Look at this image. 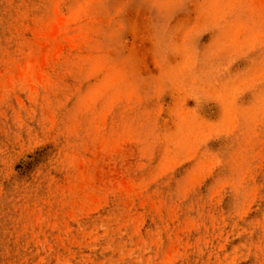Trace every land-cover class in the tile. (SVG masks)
I'll list each match as a JSON object with an SVG mask.
<instances>
[{"label": "rangeland", "instance_id": "rangeland-1", "mask_svg": "<svg viewBox=\"0 0 264 264\" xmlns=\"http://www.w3.org/2000/svg\"><path fill=\"white\" fill-rule=\"evenodd\" d=\"M0 264H264V0H0Z\"/></svg>", "mask_w": 264, "mask_h": 264}]
</instances>
